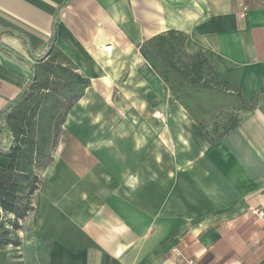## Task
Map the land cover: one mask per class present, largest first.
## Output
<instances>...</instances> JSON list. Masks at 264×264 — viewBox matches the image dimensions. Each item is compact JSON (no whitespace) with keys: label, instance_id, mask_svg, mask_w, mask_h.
Instances as JSON below:
<instances>
[{"label":"crops","instance_id":"crops-1","mask_svg":"<svg viewBox=\"0 0 264 264\" xmlns=\"http://www.w3.org/2000/svg\"><path fill=\"white\" fill-rule=\"evenodd\" d=\"M63 2L0 0V124ZM171 30L189 56L209 55L216 79L261 95L220 143L139 53ZM57 45L91 86L41 173L21 260L32 248L45 264H183L178 249L195 264H264V0H70ZM9 140L0 128V151Z\"/></svg>","mask_w":264,"mask_h":264},{"label":"trees","instance_id":"trees-1","mask_svg":"<svg viewBox=\"0 0 264 264\" xmlns=\"http://www.w3.org/2000/svg\"><path fill=\"white\" fill-rule=\"evenodd\" d=\"M69 1L64 0L55 14L46 52L40 57L28 53L32 78L1 114L0 128L10 140L0 151L9 160L8 167L0 170V264H14L11 259L20 258L10 256L7 249L21 247L19 233L34 211L41 173L54 161L69 113L91 86L57 45L60 10ZM187 38L171 30L145 40L139 53L169 88L173 100L212 142L220 143L256 111L262 98L257 93L247 101L240 89L216 79L208 54L186 53ZM108 264L121 263L110 258Z\"/></svg>","mask_w":264,"mask_h":264},{"label":"rangeland","instance_id":"rangeland-1","mask_svg":"<svg viewBox=\"0 0 264 264\" xmlns=\"http://www.w3.org/2000/svg\"><path fill=\"white\" fill-rule=\"evenodd\" d=\"M9 252H12L13 256H20V258H17L14 261L16 264H45L44 257L40 256V259L38 260L37 254H39V250L37 251V250H33L31 248L28 260H21V258L23 256V255L20 254V252H23V250H21V248L19 250H16V249L13 248Z\"/></svg>","mask_w":264,"mask_h":264},{"label":"built area","instance_id":"built-area-1","mask_svg":"<svg viewBox=\"0 0 264 264\" xmlns=\"http://www.w3.org/2000/svg\"><path fill=\"white\" fill-rule=\"evenodd\" d=\"M157 116H158V117H161L160 114H158ZM259 214H260L262 217H264V211H259ZM175 254H176L177 257L180 258V260H181V262H182L183 264H195L192 260H187V259L183 256L181 250L176 249V250H175Z\"/></svg>","mask_w":264,"mask_h":264}]
</instances>
